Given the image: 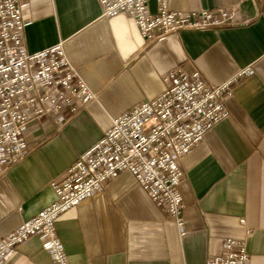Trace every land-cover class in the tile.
Segmentation results:
<instances>
[{"label":"crops","instance_id":"obj_1","mask_svg":"<svg viewBox=\"0 0 264 264\" xmlns=\"http://www.w3.org/2000/svg\"><path fill=\"white\" fill-rule=\"evenodd\" d=\"M159 1L149 0L150 13ZM173 11L225 8L231 26L182 30L147 46L124 14L101 16L98 0H19L24 42L36 53L64 42L65 55L95 98L64 123L46 118L23 130L28 155L0 178V240L55 200L50 183L96 144L113 119L157 98L181 68L232 87L229 118L181 161L184 231L134 177L120 173L56 222L69 264H206L226 239L245 240L250 264H264V0H165ZM70 116V113H65ZM5 264H52L31 236Z\"/></svg>","mask_w":264,"mask_h":264},{"label":"built area","instance_id":"obj_2","mask_svg":"<svg viewBox=\"0 0 264 264\" xmlns=\"http://www.w3.org/2000/svg\"><path fill=\"white\" fill-rule=\"evenodd\" d=\"M98 1L103 18L124 14L133 20L147 46L182 30L231 26L235 19V13L225 8L173 11L165 0L159 1L155 14L148 9L149 0ZM23 19L19 0H0V178L28 155L23 130L29 123L53 117L63 125L95 98L69 63L64 42L36 53L27 51ZM250 71L244 69L218 86L207 83L199 72L169 71L161 95L113 119L111 129L78 156L61 179L50 183L54 202L0 240V264L35 235L42 239L52 264H69L57 235V220L124 172L185 235L181 161L229 118L226 100L235 82ZM250 262L246 241L235 239H226L222 253L206 260V264Z\"/></svg>","mask_w":264,"mask_h":264}]
</instances>
